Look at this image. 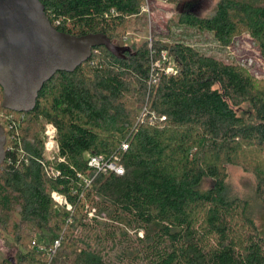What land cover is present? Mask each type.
Instances as JSON below:
<instances>
[{
    "label": "trees",
    "instance_id": "1",
    "mask_svg": "<svg viewBox=\"0 0 264 264\" xmlns=\"http://www.w3.org/2000/svg\"><path fill=\"white\" fill-rule=\"evenodd\" d=\"M40 1L58 30L104 33L117 45L125 18L144 0ZM179 22L221 45L246 32L264 60V0H217L207 15L182 13ZM153 49L145 43L115 56L94 47L75 70L44 82L19 131L26 160L7 150L16 144L5 128L12 162L0 164V235L17 251L0 264H264V236L248 202L227 188V165H238L254 174L264 199V84L183 42ZM162 52L163 65L177 72L162 70L149 84ZM1 102L0 87V111L8 112ZM144 105L157 119L138 122ZM45 122L57 127L62 161L43 157ZM124 141V172L99 173L85 186L77 173L93 176L86 155H110ZM49 164L58 176L47 174ZM53 189L70 209L54 202ZM38 234L47 247L61 238L51 256Z\"/></svg>",
    "mask_w": 264,
    "mask_h": 264
},
{
    "label": "water",
    "instance_id": "2",
    "mask_svg": "<svg viewBox=\"0 0 264 264\" xmlns=\"http://www.w3.org/2000/svg\"><path fill=\"white\" fill-rule=\"evenodd\" d=\"M98 46L115 56H123L130 49L112 43L104 33L74 35L58 30L40 0H0L1 106L15 112L31 111L44 82L57 71L75 70ZM5 142L0 123V164Z\"/></svg>",
    "mask_w": 264,
    "mask_h": 264
},
{
    "label": "rangeland",
    "instance_id": "3",
    "mask_svg": "<svg viewBox=\"0 0 264 264\" xmlns=\"http://www.w3.org/2000/svg\"><path fill=\"white\" fill-rule=\"evenodd\" d=\"M216 1L197 0V6H195L191 0H144L138 13L125 18L124 27L117 35L116 43L120 46H128L129 50L146 43L154 50L156 43L183 42L205 55L242 66L256 80L264 84V60L248 33L242 32L235 36L230 44L221 45L211 32L179 22L181 10L196 11L194 14L197 15H207L214 8ZM163 60L162 55H159L152 61L155 71L160 72L165 67ZM246 116L253 119L250 113H246ZM227 171L229 194L248 202V215L253 219L260 234L264 236V199L256 191L254 174L233 164L227 165ZM210 185L211 180L203 181L204 188ZM35 238L39 246L46 247L47 250L51 247V245L45 246V238L39 234L35 235ZM16 251L17 245L13 239L10 236L0 235V263L4 258L13 260ZM64 264L69 263L65 261Z\"/></svg>",
    "mask_w": 264,
    "mask_h": 264
},
{
    "label": "built area",
    "instance_id": "4",
    "mask_svg": "<svg viewBox=\"0 0 264 264\" xmlns=\"http://www.w3.org/2000/svg\"><path fill=\"white\" fill-rule=\"evenodd\" d=\"M165 52H162L161 55L164 58L163 61L167 59V56L164 54ZM164 73L166 74H174L177 72L176 67L174 65H166L163 69ZM161 70V71H162ZM160 71V72H161ZM159 71H155L154 65L151 66V72H150V78H149V84H154L157 81ZM147 117V118H145ZM25 112H15L9 110L8 112L0 111V123L2 124L4 130L5 128L9 131V137L15 140V144H12L11 142L7 146V150L13 151L14 149L17 150V155L21 158H27V156H30V153H28L24 147L22 146V142L19 136V131L23 126V123L25 121ZM138 122H143L144 120H147L149 122H152L153 120L157 119L156 115L153 112L149 111V108L147 105H144L142 109L139 112L138 115ZM164 116L160 117V120H163ZM41 139L43 143V157L47 162L53 163L54 161H62L63 158L59 156V147L57 142V127L52 122H45L43 124V128L41 130ZM128 142L124 141L121 144V149L118 152L112 153L110 155L105 154H87L86 160L87 165L93 170V176L90 177L88 175H83L82 173H77V177L80 178L85 186H88L90 182L92 181L93 177L99 173L101 174H109L114 173L117 175H120L124 172L123 164L121 163V158L123 155V152L127 149ZM8 163L12 162V159L9 155L4 156V160ZM19 159V160H20ZM18 162V160H17ZM47 174L53 177H56L60 174V170L52 165H45ZM50 197L56 202L58 205H65L67 209H70L71 206L68 204L67 200L56 190L50 191ZM88 207V206H87ZM86 207V208H87ZM88 209V215L92 216L94 214V208H87ZM60 239H55L51 247L43 248L38 245L39 248L44 249L47 253L50 255L55 252V250L60 245Z\"/></svg>",
    "mask_w": 264,
    "mask_h": 264
},
{
    "label": "flooded vegetation",
    "instance_id": "5",
    "mask_svg": "<svg viewBox=\"0 0 264 264\" xmlns=\"http://www.w3.org/2000/svg\"><path fill=\"white\" fill-rule=\"evenodd\" d=\"M193 1H194V2H193ZM191 3H193V4L195 3L194 5L197 6V4H196V3H197V0H191ZM187 5H188V4H187ZM188 6H189V5H188ZM186 11H189V12H191V13H195V12H196V11H190V10H186ZM262 236H263V235H262Z\"/></svg>",
    "mask_w": 264,
    "mask_h": 264
}]
</instances>
